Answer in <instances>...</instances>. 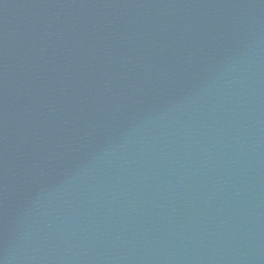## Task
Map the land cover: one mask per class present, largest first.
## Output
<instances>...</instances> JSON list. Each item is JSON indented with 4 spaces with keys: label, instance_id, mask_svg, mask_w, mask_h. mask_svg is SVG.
Listing matches in <instances>:
<instances>
[{
    "label": "water",
    "instance_id": "water-1",
    "mask_svg": "<svg viewBox=\"0 0 264 264\" xmlns=\"http://www.w3.org/2000/svg\"><path fill=\"white\" fill-rule=\"evenodd\" d=\"M0 264H264V0H0Z\"/></svg>",
    "mask_w": 264,
    "mask_h": 264
}]
</instances>
